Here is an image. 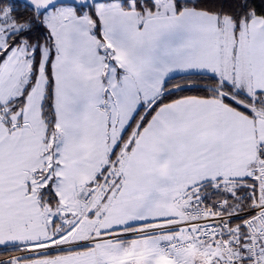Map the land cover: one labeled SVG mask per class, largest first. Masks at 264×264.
<instances>
[{
    "label": "snow or ice",
    "instance_id": "snow-or-ice-1",
    "mask_svg": "<svg viewBox=\"0 0 264 264\" xmlns=\"http://www.w3.org/2000/svg\"><path fill=\"white\" fill-rule=\"evenodd\" d=\"M0 264H264V0H0Z\"/></svg>",
    "mask_w": 264,
    "mask_h": 264
}]
</instances>
